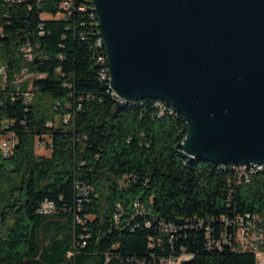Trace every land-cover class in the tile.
Returning <instances> with one entry per match:
<instances>
[{"label":"trees","instance_id":"1","mask_svg":"<svg viewBox=\"0 0 264 264\" xmlns=\"http://www.w3.org/2000/svg\"><path fill=\"white\" fill-rule=\"evenodd\" d=\"M63 1L0 0V64L7 65L0 118L11 122L0 129V143L10 133L16 138L10 156L0 146V264H120L152 251L167 255V243L164 251L149 248L156 230L144 220L152 216L180 224L250 213L264 230V172L246 181L232 169L245 168L242 163L185 157L178 145L187 119L164 101L117 106L93 58L99 31L93 0H74L69 16L62 15ZM27 44L34 47L31 61L22 51ZM23 70L35 76L17 87L14 77ZM155 103L172 114H161ZM47 136L51 154H38L37 142ZM77 183L91 187L82 202ZM45 200L56 204V213L37 212ZM136 201L144 214L136 213ZM195 232V257L185 264H256L251 252L206 250L204 231Z\"/></svg>","mask_w":264,"mask_h":264},{"label":"water","instance_id":"2","mask_svg":"<svg viewBox=\"0 0 264 264\" xmlns=\"http://www.w3.org/2000/svg\"><path fill=\"white\" fill-rule=\"evenodd\" d=\"M93 2L121 99L182 112L185 157L264 162V0Z\"/></svg>","mask_w":264,"mask_h":264},{"label":"built area","instance_id":"3","mask_svg":"<svg viewBox=\"0 0 264 264\" xmlns=\"http://www.w3.org/2000/svg\"><path fill=\"white\" fill-rule=\"evenodd\" d=\"M9 2H22L23 0H7ZM74 5V0H64L62 3V8L65 12L62 14L64 16H69L72 13ZM42 28V26H41ZM2 29L0 28V32ZM101 31H97V39L95 46L98 48L93 58L96 63L100 66V72H103V80L108 81L109 87L112 90V94L116 98V102L120 101L121 104L125 103L124 99H121L116 92L112 89L110 80L106 79L105 63H103V51L102 43L99 41V34ZM43 35L44 31H40ZM24 58L28 61L34 58V47L31 44H27L23 49ZM7 65L5 63L0 64V78L2 83L5 84L7 80ZM35 75L28 74L26 70L21 73L16 74L13 83L19 87L20 82L26 78H31ZM32 85L29 86V91L24 92L27 102L32 101ZM137 100H132V103ZM163 114L166 111L169 114L171 110L166 109V104L155 103ZM11 122L7 120H2L0 118V129L8 128ZM9 135V134H7ZM4 136L1 139V150L5 156H10L13 151L15 144V135L10 133V137ZM51 140H40L37 142V148H51L47 147L46 143ZM221 168H226L220 166ZM232 168V167H230ZM241 178L246 181L256 173L264 172V169H254L253 167L247 168H232ZM79 188V195H81L79 202H82L90 194L91 187L89 184L77 183ZM135 207L137 208V214H144L141 210V205L138 201L135 202ZM120 208V207H119ZM37 212L42 215H51L57 212V206L53 201L45 200L38 207ZM115 219H119V213L115 214ZM260 218L257 215H252L246 213L244 215L237 214L230 216L228 214L222 215H207L201 217H195V219L186 218L184 222L178 224L176 222L170 221L163 216H152L151 219L147 218L144 220V225L147 228L155 227L156 234L149 237V248L154 249L156 246L162 251L166 250V243L169 248H172L171 252L167 255H157L155 252H150L146 257H139L133 255L127 257L126 260L120 261V264H185L195 257L194 250L190 249V243L196 244L194 237L196 235L195 230L202 229L205 235L204 246L208 251H225L230 250L232 252L247 251L255 254L256 264H264V248L262 246L264 242V230L260 225ZM86 244L83 241L82 246ZM178 244V247L176 245Z\"/></svg>","mask_w":264,"mask_h":264},{"label":"bare ground","instance_id":"4","mask_svg":"<svg viewBox=\"0 0 264 264\" xmlns=\"http://www.w3.org/2000/svg\"><path fill=\"white\" fill-rule=\"evenodd\" d=\"M93 4H94V2H93ZM95 6V5H94ZM95 12H96V9H95ZM97 14V13H96ZM98 16V15H97ZM99 31H100V29H99ZM99 36L103 39V41H104V38L101 36V34H99ZM104 44H105V41H104ZM105 46H106V44H105ZM106 50H107V47H106ZM107 57H108V53H107ZM108 66H109V61H108ZM108 72H109V74H110V67H109V69H108ZM158 100V99H157ZM161 101H163V100H161ZM132 102V100H129V101H126L125 100V103L126 104H129V103H131ZM165 102V101H164ZM167 103V102H166ZM169 104V103H168ZM171 105V104H170ZM243 164V166L246 168L248 165H251L253 168H255V169H264V162H243L242 163Z\"/></svg>","mask_w":264,"mask_h":264},{"label":"rangeland","instance_id":"5","mask_svg":"<svg viewBox=\"0 0 264 264\" xmlns=\"http://www.w3.org/2000/svg\"><path fill=\"white\" fill-rule=\"evenodd\" d=\"M60 16V15H59ZM43 17L48 18V15H43ZM25 61V60H24ZM26 62V61H25ZM7 137H10V134L7 135ZM11 138V137H10ZM12 139V138H11ZM46 140H50V137H46ZM37 153L45 156H49L51 154V150H48L47 148H37Z\"/></svg>","mask_w":264,"mask_h":264}]
</instances>
